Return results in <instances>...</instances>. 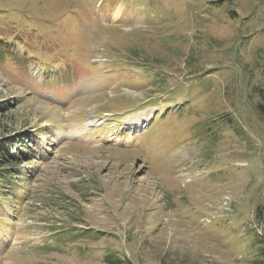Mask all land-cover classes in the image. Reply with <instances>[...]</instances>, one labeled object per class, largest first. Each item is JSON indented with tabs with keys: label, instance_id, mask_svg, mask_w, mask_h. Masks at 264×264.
Wrapping results in <instances>:
<instances>
[{
	"label": "rangeland",
	"instance_id": "374dc122",
	"mask_svg": "<svg viewBox=\"0 0 264 264\" xmlns=\"http://www.w3.org/2000/svg\"><path fill=\"white\" fill-rule=\"evenodd\" d=\"M3 103L0 264H264V0H0Z\"/></svg>",
	"mask_w": 264,
	"mask_h": 264
},
{
	"label": "trees",
	"instance_id": "16d2710c",
	"mask_svg": "<svg viewBox=\"0 0 264 264\" xmlns=\"http://www.w3.org/2000/svg\"><path fill=\"white\" fill-rule=\"evenodd\" d=\"M67 78H69V74L64 76V79ZM6 105L7 103L1 104L0 110L6 109ZM29 138V136L21 138L19 145L23 146V143ZM14 141L15 140L12 136L0 139V186L3 182H8L9 185L16 184L18 173L14 172L11 167L20 163V155L18 154L19 152H11L9 150V147L14 143ZM258 243L261 244L260 254L261 259L264 261V234L259 236ZM106 257L109 264H130L129 262L124 261L116 256L107 255Z\"/></svg>",
	"mask_w": 264,
	"mask_h": 264
},
{
	"label": "bare ground",
	"instance_id": "6f19581e",
	"mask_svg": "<svg viewBox=\"0 0 264 264\" xmlns=\"http://www.w3.org/2000/svg\"><path fill=\"white\" fill-rule=\"evenodd\" d=\"M99 140V139H98ZM111 154V153H110ZM112 154H117L116 152H113Z\"/></svg>",
	"mask_w": 264,
	"mask_h": 264
}]
</instances>
